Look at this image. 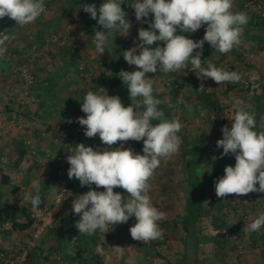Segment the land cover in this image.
Wrapping results in <instances>:
<instances>
[{
  "label": "rangeland",
  "instance_id": "1",
  "mask_svg": "<svg viewBox=\"0 0 264 264\" xmlns=\"http://www.w3.org/2000/svg\"><path fill=\"white\" fill-rule=\"evenodd\" d=\"M99 2L102 4L106 0ZM123 2L121 7L125 10L132 0ZM45 9L34 23L24 27L17 26L8 17L0 20V32L14 36L7 44V52L0 55V203L14 204L18 221L24 220L18 213L20 206L31 209L35 219L30 228L21 232L12 230L11 222L0 226V264H65L69 257L81 255L79 251L85 247L84 243L90 254L88 257L86 253L83 255L89 264H185L182 261L183 231L179 225L185 196L181 160L187 148L182 144L177 154L161 161L149 181L152 204L166 214V222H159L162 239L147 243L133 240L129 229L136 223L134 216L112 230L109 226L110 231L106 234L97 231L92 236H82L75 227L80 217L73 213L72 202L77 195L90 189L81 187L78 180L68 178L70 165L66 158L74 150L71 141L80 136L75 120L79 115H86L81 111L83 98L88 91L105 94L104 88L108 95H118L125 106L131 99L123 85L102 87L93 81L102 72H112L113 66L108 47L103 54L96 50L93 29H100L84 17L83 9L72 0H45ZM232 11L243 12L249 17L240 37L241 43L222 54L205 42L201 57L205 60L202 67H206L210 59L219 68L239 73L241 79L232 88H229V82L218 85L211 78L202 81L191 69L190 62L188 68L179 72L146 74L152 78L153 94H161L165 108L174 118H179L180 133L189 139L209 142L211 158L216 157L214 161L222 159L223 149L217 148L216 142L223 138L222 127H231L233 98L242 100L246 110L255 116L257 97L264 90V0H233ZM128 20L132 25L128 35L117 33L116 36L121 43L128 42L131 49L140 42L138 29L148 28V25ZM205 28L206 25L195 33L183 34L194 41L200 40ZM176 34L181 33L178 30ZM156 46L163 47L164 43L156 42L150 47ZM197 51L199 49L194 50V54ZM197 82L203 83L206 92L216 101L212 110L196 107ZM202 112L205 114L201 115ZM68 120L73 122L68 123ZM256 127L258 133L264 132V109ZM19 139L26 142L29 154L16 167L15 144ZM88 143L98 149L107 146L98 134ZM120 143L125 142H117L114 147H119ZM125 147L143 154V141L130 140ZM49 163H59L61 174L56 183L41 180L40 192L46 195L38 210L46 212L52 207L61 179L67 181V191L59 214L44 224L42 219L35 217L31 204L23 197L26 192L35 194L33 181L40 179L43 168ZM2 173L11 176L9 183H2ZM91 187L105 191L95 185ZM256 187H259L258 183ZM114 192L124 197L128 195L119 187L114 188ZM211 198L217 199L213 212L225 221V227L212 228L210 216L203 214L198 224L200 242L196 256L199 264H264V226L256 232L243 230L264 214V193L253 192L232 200L230 195L218 198L215 190L208 188L205 199L208 202ZM92 237L99 238L103 244L104 256L95 254L96 244ZM51 244L61 245V249L51 251ZM114 246L123 247V254L118 256ZM188 256L193 258L192 251Z\"/></svg>",
  "mask_w": 264,
  "mask_h": 264
},
{
  "label": "clouds",
  "instance_id": "2",
  "mask_svg": "<svg viewBox=\"0 0 264 264\" xmlns=\"http://www.w3.org/2000/svg\"><path fill=\"white\" fill-rule=\"evenodd\" d=\"M123 3V0H106L99 9L95 4L81 5L83 11L89 13L91 19H98L102 26L103 31L93 29L92 36L101 54L106 47L114 50L115 34L127 36L132 27L121 7ZM129 6L135 10L136 20L148 25V28L138 29L139 44L122 53L124 60L137 70L122 69L117 74L126 85L131 101L136 103L125 106L118 95H108L104 88L105 94L87 92L81 105L86 115L76 118V122L84 126L87 138H95L98 134L108 147L94 149L83 143L76 144L73 153L66 158L70 165L67 175L69 179L78 180L81 187L90 189L77 195L72 202L73 213L80 217L75 227L82 236H92L97 231L106 234L109 226L112 230L134 216L136 223L130 227V235L133 240L147 243L163 238L159 222L166 219V214L151 202L149 181L162 160L179 152L182 139L178 133L182 124L179 118L167 119L159 109L162 101L153 96L152 78L146 74L179 72L188 68L190 62L191 69L202 81L211 78L218 85L239 82V73L219 68L210 59L207 66L202 67L205 60L201 57L205 42L222 54L239 45L249 17L243 12L232 11L233 0H132ZM45 11V0H0V20L8 17L20 27L34 23ZM150 15L152 18L148 19ZM204 25L205 33L200 40L194 41L183 34L195 33ZM178 30L181 34H176ZM81 35L86 37L84 33ZM11 39L14 36L0 32V55L7 52ZM156 42H163L164 46L150 47ZM197 49L199 51L194 54ZM204 89L201 83L198 90ZM232 110L231 127H222L223 138L217 140L216 146L223 149L220 158L233 155L236 162L234 167L225 166L224 176L215 182L218 198L264 193V132L255 130V117L246 110L242 100L233 98ZM153 121L159 122L153 124ZM130 140L143 141V154L125 147ZM117 142L125 143L112 147ZM40 185L41 179L34 180L35 194L26 192L23 197L31 204L33 212L38 211L42 202ZM92 185L105 191H96ZM117 187L124 189L127 197L114 192ZM262 226L264 214L243 230L256 232ZM112 248L118 256L123 254V247ZM94 252L102 257L105 249L98 243Z\"/></svg>",
  "mask_w": 264,
  "mask_h": 264
},
{
  "label": "trees",
  "instance_id": "3",
  "mask_svg": "<svg viewBox=\"0 0 264 264\" xmlns=\"http://www.w3.org/2000/svg\"><path fill=\"white\" fill-rule=\"evenodd\" d=\"M75 5L81 7L83 4H95L97 9H99V6L101 3L99 0H72ZM127 13L126 19H130L131 21H137L135 18V10L132 7H128L124 10ZM84 17L91 22V24L97 28H99L101 31H103L102 26L98 24V19L93 20L90 18V14L83 11ZM151 15L148 19H151ZM138 22V21H137ZM205 33V32H204ZM139 44V43H138ZM136 44V46L138 45ZM130 44L127 43H121L118 39V37L115 34L114 39V50L111 51L108 48L109 58L111 61V64L113 66V71L106 73L102 72L99 76L94 78V82L97 86L102 87H112L117 85H123L126 89V85L122 82V80L118 77V73L123 69L126 71H134L133 66H130L123 58L122 53L126 50L130 49ZM131 67V69H130ZM201 83H195L196 88V100L195 105L198 109L206 108L207 110H212L215 107L216 101L212 100V94L206 92V88L203 91H199ZM204 85V84H203ZM229 88H232L235 84L232 82H229ZM205 87V85H204ZM127 92L129 93L128 89ZM153 96L157 99H160L162 101V95L161 94H153ZM257 104L255 113L256 115L255 120L257 122L260 114L262 113L264 107V90L262 94H260L257 97ZM136 103L135 101L129 102ZM127 104V106L129 105ZM159 109L162 110L165 113V117L167 119H175L172 114L165 108L164 104L161 103L159 106ZM8 111H11V109L8 107ZM13 111V110H12ZM85 115H79L78 117H82ZM77 117V118H78ZM17 118V117H15ZM11 118L10 119H15ZM18 119V118H17ZM159 121H153L154 124L158 123ZM75 125L78 126L80 136L75 137L71 141V146L75 149L76 144L83 143L86 147L91 146L94 149L96 146L94 144H89L88 140L91 138H87L84 135V126H81L76 122ZM257 131V127L255 128ZM178 135L182 139V145L186 146L187 148L183 151L182 154V160H181V167L183 170V175L185 179V187H184V198L182 203V212L179 216V225L183 231V253H182V261L185 264H199V261L197 259V250L198 245L200 242L199 237V231H198V224L201 220L204 213L208 214L211 219V226L214 229H221L225 227V221L221 220L214 212L213 208L216 205L217 199L211 198L208 203L206 202V193L208 188H212L215 190L214 184L218 180V178L224 176V168L227 165H233L235 162V157L233 155H227L224 156L221 160L214 161L211 158V154L209 153V142H200L197 138L189 139L186 136H183L180 132ZM87 138V139H86ZM139 145V144H138ZM108 147V146H106ZM114 147V145L112 146ZM15 152L17 154L16 159L14 161V166H19L22 161L26 158L27 154H29V150L27 149L26 142L23 139H19L16 141L15 144ZM30 169H32V166H30ZM59 170H61V166L59 163H49L47 164L39 178L41 180H45L48 184L50 183H56V181L59 180L60 174ZM11 177V176H10ZM7 174L2 173V183L6 184L9 183V180L11 179ZM69 187H72L71 184L68 185ZM46 193H41V201L45 198ZM230 198L232 200H235L237 198L236 195H230ZM41 204L39 205V207ZM155 207L158 208L157 205ZM159 209V208H158ZM18 213L21 217L24 218L23 221H18L15 219V206L12 203H0V226H3L4 224L11 222V229L16 231H24L28 228H30L33 223L35 222V219L32 216L31 209L20 206L18 209ZM161 223H165L166 219L160 221ZM76 234V231L73 232ZM217 234L220 235V232ZM93 243L96 245L98 243L102 244L99 241V238L92 237ZM80 241V240H79ZM85 247H82L79 251L81 253L80 256H75L74 258L69 257V260L65 264H89L88 262V255L90 254L88 251V245L84 243ZM103 245V244H102ZM61 249L60 246H53L51 244L50 250L51 251H58ZM189 251H192V254L194 255L193 258H189L188 253ZM86 253L87 257L83 254Z\"/></svg>",
  "mask_w": 264,
  "mask_h": 264
},
{
  "label": "built area",
  "instance_id": "4",
  "mask_svg": "<svg viewBox=\"0 0 264 264\" xmlns=\"http://www.w3.org/2000/svg\"><path fill=\"white\" fill-rule=\"evenodd\" d=\"M59 174H61V170H59ZM67 191V181L65 179H61L57 184L56 195L53 201V205L46 212L42 210H38L35 212V217H39L42 219L44 224L51 222L57 214H59L61 209V204L65 199V193Z\"/></svg>",
  "mask_w": 264,
  "mask_h": 264
}]
</instances>
